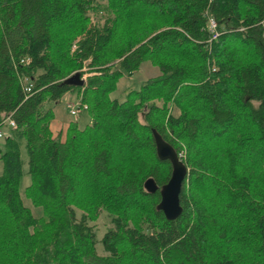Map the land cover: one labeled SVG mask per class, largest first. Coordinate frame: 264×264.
Segmentation results:
<instances>
[{
	"label": "trees",
	"instance_id": "obj_1",
	"mask_svg": "<svg viewBox=\"0 0 264 264\" xmlns=\"http://www.w3.org/2000/svg\"><path fill=\"white\" fill-rule=\"evenodd\" d=\"M94 2L0 0V127L15 124L0 144V264H264V0H105L99 27ZM143 61L158 74L110 98ZM84 62L81 86L63 82ZM74 89L87 122L52 136L43 105ZM152 130L184 151L174 220L142 185L170 174Z\"/></svg>",
	"mask_w": 264,
	"mask_h": 264
},
{
	"label": "rangeland",
	"instance_id": "obj_2",
	"mask_svg": "<svg viewBox=\"0 0 264 264\" xmlns=\"http://www.w3.org/2000/svg\"><path fill=\"white\" fill-rule=\"evenodd\" d=\"M97 4V5H96ZM96 5L93 8H89L86 12V16L88 17V24L89 25H94V26H101L102 24L106 23V20L111 17V13L108 12L106 9L105 5V0H95L94 4ZM76 40V39H75ZM75 40L73 42H75ZM72 45V44H71ZM72 50V48L70 47ZM82 66L78 71L82 72V74H85V77L87 75H91L93 73H89L86 70V64L84 62ZM81 74V75H82ZM158 74V70L155 66L151 65L149 61H143L138 69L134 72H132L131 75H126L122 74L121 77L117 80L115 89L109 93L110 98H115L117 100H122L130 89H138L139 86L144 83V81L152 76H155ZM84 77V79H85ZM82 78V77H81ZM76 89L74 90H69L64 92L57 98L55 101H49L44 103V108H50L51 111L53 112L54 117L58 121L62 122H69V121H77L79 126H82L85 122H87V116L83 113V111H79L76 115L71 116L68 113V107L70 104H75L78 102V96L76 95ZM177 111L175 109H172V113L175 114ZM58 126L53 127L52 126V134L54 136L59 135L61 138H63V134L65 129H58ZM1 131L4 134L8 133V130L5 126H2ZM2 138H0V144H1ZM183 150V149H182ZM20 153H21V158L24 161L23 164V170H25L26 165H25V152L23 147L20 148ZM0 169H1V163H0ZM29 183V177L27 174H23L20 178V183H19V193L22 199V202L25 206H27L31 213L38 217L41 212L40 209L33 207L28 199H26L23 195V189L24 187ZM75 215L76 217L79 216V211L75 210ZM91 227L92 230L95 233L97 243L95 244V250L98 254H103L104 252L102 251L101 244L99 242V239L103 235V233L106 231L108 227H110L109 223V216L107 213L103 210L99 212L98 217L90 221L88 223Z\"/></svg>",
	"mask_w": 264,
	"mask_h": 264
},
{
	"label": "water",
	"instance_id": "obj_3",
	"mask_svg": "<svg viewBox=\"0 0 264 264\" xmlns=\"http://www.w3.org/2000/svg\"><path fill=\"white\" fill-rule=\"evenodd\" d=\"M63 82L81 86L84 80L80 77V73L75 71L65 78ZM151 134L155 155L159 160H167L169 162L170 174L167 181L160 187L156 185L151 177L146 178L142 185L147 193L158 191L159 200L155 206L156 210L160 211L166 220H174L181 213L179 193L187 174V169L182 161L177 158L175 150L156 131L152 130Z\"/></svg>",
	"mask_w": 264,
	"mask_h": 264
},
{
	"label": "built area",
	"instance_id": "obj_4",
	"mask_svg": "<svg viewBox=\"0 0 264 264\" xmlns=\"http://www.w3.org/2000/svg\"><path fill=\"white\" fill-rule=\"evenodd\" d=\"M216 24L214 22V20L212 18H208L207 19V27H208V30L210 31L211 33V38H215L216 37V28H215ZM71 48L74 49L75 48V43L73 42L72 45H71ZM19 64H26L28 62V58L23 56V57H20L17 61ZM82 79L84 80V77H85V74H82L81 75ZM19 84H20V88H21V91L24 95V98H26L27 96H29L31 93H32V83L31 81L26 77V76H20L19 77ZM86 109V105L81 103L80 99H78V102L75 103V104H70L69 107H68V113L69 115L71 116H74L76 115L79 111H83ZM7 130L9 128H14L15 127V124L14 122L11 120V119H7L5 121V125H4ZM1 128V127H0ZM7 134H4L1 129H0V138H3L4 136H6ZM176 156L177 158L181 161L183 156H184V151L182 149L178 150L176 152Z\"/></svg>",
	"mask_w": 264,
	"mask_h": 264
},
{
	"label": "crops",
	"instance_id": "obj_5",
	"mask_svg": "<svg viewBox=\"0 0 264 264\" xmlns=\"http://www.w3.org/2000/svg\"><path fill=\"white\" fill-rule=\"evenodd\" d=\"M52 126H53V127L58 126L57 130H58V129H62V128L65 129L66 126H67V122L58 121V120L54 117V115H53V118H52L51 121L49 122V129H50V131H52ZM51 133H52V132H51ZM52 136H54V135L52 134Z\"/></svg>",
	"mask_w": 264,
	"mask_h": 264
}]
</instances>
